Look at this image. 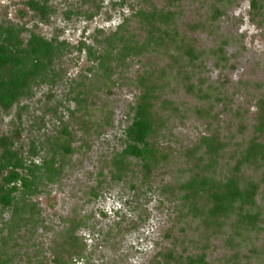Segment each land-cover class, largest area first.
<instances>
[{"label":"rangeland","instance_id":"1","mask_svg":"<svg viewBox=\"0 0 264 264\" xmlns=\"http://www.w3.org/2000/svg\"><path fill=\"white\" fill-rule=\"evenodd\" d=\"M47 1L54 13L42 18L27 7V0H0V24L22 27V42L37 33L69 45L55 62L58 76L52 84L35 87L7 110L0 108V137L11 139L27 161H41L45 139L59 118H69L74 110L72 83L96 64L86 46L98 49L101 38L126 19L124 32L136 33L139 42L145 35L132 20V14L144 7L143 0ZM149 1L167 7L166 0ZM170 8L179 32L191 35L195 51L201 54L194 59L196 65L172 50L167 52L163 44H151L91 81L90 118L74 128L77 150L62 175L39 182V192L28 201L31 207L22 220L13 222L12 232L11 210L0 207V246L3 243L9 257L7 264L35 263L73 218L81 221L78 234L87 244L85 257L75 264H148L167 248L183 255L205 251V264H228L236 251L241 264H264V167L244 168V174L261 182L256 197L261 216L255 228L235 239L227 237V228L223 237L210 235L206 242L185 203L164 192L166 185L189 177L193 157H204L205 137L223 144L211 171L221 181L239 149L253 136L256 105L264 99V22L250 20L249 0H180ZM197 22L204 26H196L194 32L190 25ZM144 70L164 82L162 95L178 108L164 112V126L156 137L170 156L149 174L139 166L135 175L109 182L106 165L127 139L130 106L138 93L133 83ZM189 75L194 91L183 84ZM101 169L107 182L93 197L90 191L96 188Z\"/></svg>","mask_w":264,"mask_h":264},{"label":"trees","instance_id":"2","mask_svg":"<svg viewBox=\"0 0 264 264\" xmlns=\"http://www.w3.org/2000/svg\"><path fill=\"white\" fill-rule=\"evenodd\" d=\"M143 1L144 7L132 14V20L137 21L145 33L141 42L137 40L136 33L124 32L128 23L126 19L114 32L101 38L98 49L86 46L96 64L88 67L86 73H81L73 81L70 95L75 108L69 111V118H59V124L45 139L40 149L43 152L40 162L32 159L27 161L13 148L11 139L0 137V207L4 211L11 210L12 227L10 226L9 232L13 231V222L22 220L24 212L31 207L28 201L39 192V182L44 179L53 181L62 175L67 160L76 152L74 128H81L90 118L88 86L93 79L96 80L99 74H108L114 70L113 63H121L127 57L136 56L151 44H163L167 52L172 50L191 66L196 65L194 59L197 60L201 54L195 51L196 44L189 37L191 35L179 32L174 21L176 14L170 8L180 0H166L167 7H157L149 0ZM26 5L42 18L54 13V8L47 0H27ZM249 8L250 20L262 24L264 0H249ZM196 26L202 28L204 24L197 22L190 25L192 31H196ZM22 32V27L0 24V108L4 110L11 108L22 97L30 96L35 87L52 84L58 76L55 62L69 47L65 41L50 40L37 33H31L24 43L21 40ZM177 37H181V41H176ZM175 44L176 48H173ZM183 84L186 89L194 88L190 75ZM133 85L138 93L134 104L130 106L132 118L127 129V139L122 149L106 165L109 182H120L135 175L136 167L139 166L149 174L152 167L167 162L170 156L156 137L164 126V112H174V109H178L177 106L162 95L164 82L151 71L144 70L137 74ZM256 108L253 136L239 149L235 162L227 169L228 173L223 180H215L211 173L213 163L218 160L216 155L219 144H223H218L213 137H205L204 157L200 155L192 158L193 167L189 177L164 188L165 193L181 199L188 212L196 217L201 233L207 237L206 242L213 236L223 237L227 228V237L235 239L242 231L249 232L255 228L260 220L261 210L256 197L261 182L244 174L245 167H253V170L264 167V99L258 100ZM213 136L215 137L214 134ZM261 181L264 182V172ZM105 182L107 181L101 169L96 188H91L90 191L93 197L98 195ZM28 214L31 215V212ZM81 224V221L70 219L51 240L48 253L40 259L36 258L32 264H75L83 259L87 244L78 234ZM230 229L238 235H233ZM205 257V251L199 255H183L177 254L175 249L167 248L154 255L148 264H205ZM228 259V264H241L242 261L238 251ZM8 260L1 243L0 264H7Z\"/></svg>","mask_w":264,"mask_h":264}]
</instances>
